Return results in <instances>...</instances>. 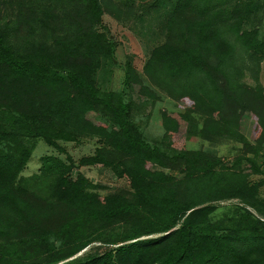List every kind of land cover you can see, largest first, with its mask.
Instances as JSON below:
<instances>
[{"label":"trees","instance_id":"obj_1","mask_svg":"<svg viewBox=\"0 0 264 264\" xmlns=\"http://www.w3.org/2000/svg\"><path fill=\"white\" fill-rule=\"evenodd\" d=\"M105 13L163 18L119 91L96 81L117 45ZM263 58L264 0H0V264H264ZM133 84L183 104L185 141L240 151L224 161L178 147L166 112L148 141ZM85 138L97 145L77 163L59 144ZM38 139L65 157L44 154L23 176ZM75 165L109 168L128 188L101 195Z\"/></svg>","mask_w":264,"mask_h":264},{"label":"rangeland","instance_id":"obj_2","mask_svg":"<svg viewBox=\"0 0 264 264\" xmlns=\"http://www.w3.org/2000/svg\"><path fill=\"white\" fill-rule=\"evenodd\" d=\"M162 19L161 16L146 15L142 19L139 18L137 20H116L106 13L103 15V23L108 27L109 33L117 45L114 52V64L105 65L96 74V81L100 88L114 91L122 89V67L127 60H131L136 70L141 72L142 65L151 47L162 40L163 35L159 29ZM246 81L250 83L248 78H246ZM260 81L264 88V58L261 63ZM127 97L132 103L131 117L133 122L142 135L152 143L159 141L162 136L163 129L160 115L162 112H166L179 123L178 132L173 138L178 147L184 145L189 149L202 148L210 150L224 161H230L240 151L239 144L230 140L221 141L216 145L197 139L185 141V123L178 116V112L181 110L180 107L183 106L182 103L178 104L163 94L160 95L158 100L152 101L141 96L138 93V86L134 84L127 90ZM95 116L94 112L86 113V117L92 121H95ZM251 129L252 119L247 117L242 122V132L249 135ZM59 144L76 163L81 156L91 154L97 145L95 138H85L79 143L59 142ZM44 154H54L61 158L65 157V153H59L56 149L47 146L42 140L38 139L32 155L21 174L24 176L36 172L40 164L39 157ZM77 173L83 174L92 183L96 184L98 186L97 191L101 195L128 188L126 180L116 177L109 168L75 165L72 175L74 176Z\"/></svg>","mask_w":264,"mask_h":264},{"label":"built area","instance_id":"obj_3","mask_svg":"<svg viewBox=\"0 0 264 264\" xmlns=\"http://www.w3.org/2000/svg\"><path fill=\"white\" fill-rule=\"evenodd\" d=\"M263 169H264V152H263Z\"/></svg>","mask_w":264,"mask_h":264}]
</instances>
